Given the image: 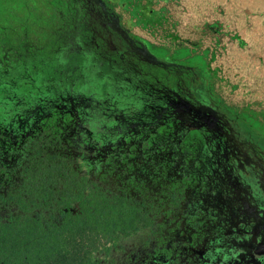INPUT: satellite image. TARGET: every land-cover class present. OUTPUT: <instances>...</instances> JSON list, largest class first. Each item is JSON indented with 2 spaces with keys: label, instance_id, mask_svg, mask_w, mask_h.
I'll use <instances>...</instances> for the list:
<instances>
[{
  "label": "flooded vegetation",
  "instance_id": "flooded-vegetation-1",
  "mask_svg": "<svg viewBox=\"0 0 264 264\" xmlns=\"http://www.w3.org/2000/svg\"><path fill=\"white\" fill-rule=\"evenodd\" d=\"M174 1L0 0V196L48 137L79 173L157 204L162 239L125 262L264 264V107L217 91L214 50L182 53Z\"/></svg>",
  "mask_w": 264,
  "mask_h": 264
},
{
  "label": "trees",
  "instance_id": "trees-1",
  "mask_svg": "<svg viewBox=\"0 0 264 264\" xmlns=\"http://www.w3.org/2000/svg\"><path fill=\"white\" fill-rule=\"evenodd\" d=\"M40 142L27 160L42 163L26 168L12 195L0 196V264H131L125 260L141 250L133 241L162 239L157 204L112 191L106 178L74 169L48 137Z\"/></svg>",
  "mask_w": 264,
  "mask_h": 264
},
{
  "label": "rangeland",
  "instance_id": "rangeland-1",
  "mask_svg": "<svg viewBox=\"0 0 264 264\" xmlns=\"http://www.w3.org/2000/svg\"><path fill=\"white\" fill-rule=\"evenodd\" d=\"M167 8L171 26L182 37V53L192 47L216 52L212 66L217 67L215 75L220 69L217 91L226 101L264 107V0H178Z\"/></svg>",
  "mask_w": 264,
  "mask_h": 264
},
{
  "label": "water",
  "instance_id": "water-1",
  "mask_svg": "<svg viewBox=\"0 0 264 264\" xmlns=\"http://www.w3.org/2000/svg\"><path fill=\"white\" fill-rule=\"evenodd\" d=\"M144 54H146V58L149 60V61H152L154 63H157L159 65H162L163 67H167L168 65H171L170 63L168 62H165V61H162V60H159L153 53H151L150 51H148L147 49H145L144 51ZM172 65H175V64H172ZM193 108H196L193 106ZM197 109V108H196ZM198 109L199 110H203V111H206V112H209L211 113L212 115H214L215 117L217 118H220L222 120H225V121H229L224 115L223 113H221L220 111H217L215 109H213L212 107L210 106H205V105H202V106H198ZM231 127H233L232 125H230Z\"/></svg>",
  "mask_w": 264,
  "mask_h": 264
}]
</instances>
